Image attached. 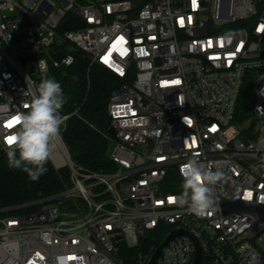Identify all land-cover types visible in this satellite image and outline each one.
Wrapping results in <instances>:
<instances>
[{
  "label": "built area",
  "instance_id": "obj_1",
  "mask_svg": "<svg viewBox=\"0 0 264 264\" xmlns=\"http://www.w3.org/2000/svg\"><path fill=\"white\" fill-rule=\"evenodd\" d=\"M71 16L85 25L65 30ZM77 51L122 80L101 133L109 168L72 159L62 135L77 109L61 113L49 160L68 181L0 203V264H125L122 246L133 250L129 264H147L162 223L197 240L202 264H248L252 250L264 264V0H0V153L16 127L5 125ZM248 78L254 102L239 121ZM192 158L225 174L212 186L218 209L204 218L172 199ZM194 255L193 240L177 235L154 264H193Z\"/></svg>",
  "mask_w": 264,
  "mask_h": 264
},
{
  "label": "trees",
  "instance_id": "obj_2",
  "mask_svg": "<svg viewBox=\"0 0 264 264\" xmlns=\"http://www.w3.org/2000/svg\"><path fill=\"white\" fill-rule=\"evenodd\" d=\"M73 57L71 65L53 68L50 73V78L60 83L66 97L61 113L68 114L77 109V114L67 119L63 140L75 162L105 171L109 168V161L107 142L101 133L107 128L106 104L111 90L122 80L103 66H89L79 51L74 52ZM253 102L252 81L248 78L240 91L235 118L239 121L247 118ZM45 167L47 172L32 181L22 170L10 168L6 152L0 153V203L16 205L61 190L68 181L67 171H56L50 160ZM169 189L177 190L175 185ZM170 227L162 223L150 234L155 238L153 247L158 246ZM132 254L133 250L121 247L120 255L125 264H129Z\"/></svg>",
  "mask_w": 264,
  "mask_h": 264
},
{
  "label": "clouds",
  "instance_id": "obj_3",
  "mask_svg": "<svg viewBox=\"0 0 264 264\" xmlns=\"http://www.w3.org/2000/svg\"><path fill=\"white\" fill-rule=\"evenodd\" d=\"M259 94L264 95V88L259 90ZM65 103L63 89L55 79L45 78L39 83L30 102L25 104V111L14 117L16 127L8 136L12 140L7 137L2 141L10 168L22 170L32 181H37L47 172L45 165L50 158L51 144L65 123L61 114ZM180 174L183 178L182 192L172 199L181 206H187L188 212L196 217L212 215L218 209L212 186L223 182L225 174L219 169L205 168L196 158L182 164ZM259 202L264 203V200ZM248 264H260L259 253L255 250L249 253Z\"/></svg>",
  "mask_w": 264,
  "mask_h": 264
},
{
  "label": "water",
  "instance_id": "obj_4",
  "mask_svg": "<svg viewBox=\"0 0 264 264\" xmlns=\"http://www.w3.org/2000/svg\"><path fill=\"white\" fill-rule=\"evenodd\" d=\"M85 25V21L79 17L76 16H71L68 19H66L63 23L62 26L65 30H71V29H78L82 28ZM54 44H51V48H54ZM49 55L51 59L59 61L63 57V53L60 51L52 52L51 50L49 51ZM27 68L30 71H34V66L32 64H28ZM177 235H186L189 236L195 245V255H194V261L193 264H202L201 260V250L198 245L197 240L186 230L182 228H176L170 231L166 236L161 240V242L158 244V246L154 249L152 252L147 264H154L157 257L163 250V248L167 245V243L174 238Z\"/></svg>",
  "mask_w": 264,
  "mask_h": 264
},
{
  "label": "snow or ice",
  "instance_id": "obj_5",
  "mask_svg": "<svg viewBox=\"0 0 264 264\" xmlns=\"http://www.w3.org/2000/svg\"><path fill=\"white\" fill-rule=\"evenodd\" d=\"M176 83H179V81H176ZM13 120H15V118ZM16 122L18 123V121H16ZM13 125L14 124H13V121H12L11 123L6 124L5 126L11 128ZM8 139H9V141H11L12 137H8Z\"/></svg>",
  "mask_w": 264,
  "mask_h": 264
},
{
  "label": "rangeland",
  "instance_id": "obj_6",
  "mask_svg": "<svg viewBox=\"0 0 264 264\" xmlns=\"http://www.w3.org/2000/svg\"><path fill=\"white\" fill-rule=\"evenodd\" d=\"M60 209H62V207H60Z\"/></svg>",
  "mask_w": 264,
  "mask_h": 264
}]
</instances>
